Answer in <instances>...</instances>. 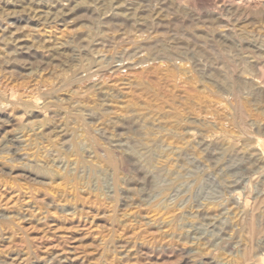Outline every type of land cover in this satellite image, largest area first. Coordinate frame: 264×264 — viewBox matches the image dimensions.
<instances>
[{"label":"rangeland","instance_id":"1","mask_svg":"<svg viewBox=\"0 0 264 264\" xmlns=\"http://www.w3.org/2000/svg\"><path fill=\"white\" fill-rule=\"evenodd\" d=\"M0 247L264 264V0H0Z\"/></svg>","mask_w":264,"mask_h":264},{"label":"bare ground","instance_id":"2","mask_svg":"<svg viewBox=\"0 0 264 264\" xmlns=\"http://www.w3.org/2000/svg\"><path fill=\"white\" fill-rule=\"evenodd\" d=\"M103 1H105V0H103ZM83 2H84V1H83ZM98 2H99V1H98ZM100 3H101V2H100ZM46 6H47V5H46ZM58 6H59V5H58ZM105 6H106V5H105ZM44 7H45V6H44ZM49 8H50V7H49ZM52 9H53V8H52ZM61 9H62V8H61ZM61 9H59V8H58V10L55 9V13H58L59 11H61V13L64 14L66 10L63 12ZM47 11H48V10H47ZM53 11H54V10H53ZM48 12H49V11H48ZM51 13H53V12H51ZM49 14H50V13H49ZM54 15H55V14H54ZM115 24H116V23H115ZM15 40H16V39H14V41H15ZM27 52H28V51H27ZM14 53H15V52H14ZM18 54H19V53H18ZM25 54H26V53H25ZM25 54H23V57L26 56ZM28 55H29V54H28ZM19 58H20V57H19ZM69 181H70V180H69ZM68 184H69V183H68ZM75 187H76V186H75ZM4 226H5V225H4ZM6 227H8V226H6ZM3 229H4V228H3ZM4 231H5V230H4ZM10 231H11V230H10ZM5 233H6V231H5ZM5 233H4V234H5ZM6 234H7V233H6ZM9 234H10V233H9ZM4 237H5V236H4ZM8 237H9V235H8ZM12 237H13V236H12ZM5 241H6V240H5ZM14 242H16V241H14ZM2 244H3V243H2ZM28 244H29V243H28ZM3 245H4V244H3ZM3 245H2V246H3ZM9 245H10V244H9ZM11 245H12V244H11ZM0 248H1V247H0ZM13 248H14V247H13ZM1 250H2V249H1ZM10 250H11V249H10ZM14 250H15V248H14ZM17 250H18V249H17ZM26 250H27V249H26ZM31 250H32V249H31ZM3 252H4V251H3ZM0 253H1V252H0ZM37 253H38V252H37ZM23 255H25V254H23ZM26 256H27V254H26ZM29 256H30V255H29ZM29 256H28V257H29ZM21 258H22V257H21ZM28 259H29V258H28ZM26 261H27V260H26Z\"/></svg>","mask_w":264,"mask_h":264}]
</instances>
